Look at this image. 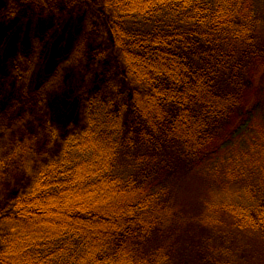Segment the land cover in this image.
<instances>
[{
	"label": "trees",
	"instance_id": "1",
	"mask_svg": "<svg viewBox=\"0 0 264 264\" xmlns=\"http://www.w3.org/2000/svg\"><path fill=\"white\" fill-rule=\"evenodd\" d=\"M36 1L43 13L59 8L58 0ZM69 1L109 14L118 76H103L86 98L87 133L27 167L28 193L0 210V264H221L223 234L182 228L189 218H181L173 185L223 168L231 189L254 197L246 230L264 240V130L244 145L237 137L254 136L245 105L258 93L253 109L264 120V0H102L99 9L98 0ZM12 7L4 20L19 13ZM52 28L24 48L32 52L18 48L14 61L36 66L49 57ZM23 32L15 36L22 45ZM13 147L11 158L29 150ZM253 150L262 153L252 158ZM222 151L229 164L218 160ZM6 164L0 160V178Z\"/></svg>",
	"mask_w": 264,
	"mask_h": 264
},
{
	"label": "rangeland",
	"instance_id": "2",
	"mask_svg": "<svg viewBox=\"0 0 264 264\" xmlns=\"http://www.w3.org/2000/svg\"><path fill=\"white\" fill-rule=\"evenodd\" d=\"M98 2L102 4V0L96 1L97 9L100 6ZM55 3L57 8L59 6L57 11L53 12L49 7L43 13V5L36 0H0L1 15L2 10L10 5L19 11L11 20L0 16V160H7L0 178V210L6 204L10 205L17 194L28 193L24 192L31 182L27 167L31 169L57 157L64 140L87 133L86 98L105 84L101 83L103 76L109 81L118 76L116 64L110 58L114 42L109 14L100 18L93 6L68 0ZM62 4L67 8L62 9ZM50 26H53V33L59 34L50 44L52 52L49 57L43 54L36 66L27 62L17 64L14 52L18 48L21 51L28 48V44ZM11 27H15V32L9 37ZM19 32H23V40L28 37L24 47L20 41H15ZM7 43L9 46L5 49ZM75 48L78 50L77 59L72 58ZM54 49L59 55L53 61ZM258 83L259 79L255 81ZM260 96L258 93L245 105V109L254 112L251 119L257 127L252 138L237 136L241 145L254 140L255 135L264 130V120L259 115L261 111L253 109ZM232 128L235 124L223 128V135L228 136ZM20 142L29 145L27 154L11 158L15 155L13 145ZM236 150V147L229 149L232 152ZM229 151L218 153V160L229 164L232 160ZM257 151L251 152L252 158L262 153ZM203 171L196 176H184L173 185L180 196L176 205L181 207V218H189V224L180 222L182 228L197 234L200 226L204 225L205 233L223 234V242L218 244L221 264H264V240L253 231L246 230L256 203L254 197L245 190L231 189V175L226 168L202 174Z\"/></svg>",
	"mask_w": 264,
	"mask_h": 264
}]
</instances>
